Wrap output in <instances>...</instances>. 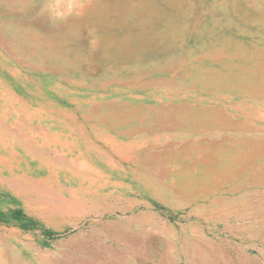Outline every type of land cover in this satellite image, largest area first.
Segmentation results:
<instances>
[{"label":"rangeland","instance_id":"obj_1","mask_svg":"<svg viewBox=\"0 0 264 264\" xmlns=\"http://www.w3.org/2000/svg\"><path fill=\"white\" fill-rule=\"evenodd\" d=\"M140 2L0 0V264H264V0Z\"/></svg>","mask_w":264,"mask_h":264},{"label":"bare ground","instance_id":"obj_2","mask_svg":"<svg viewBox=\"0 0 264 264\" xmlns=\"http://www.w3.org/2000/svg\"><path fill=\"white\" fill-rule=\"evenodd\" d=\"M81 3L84 5V8H85L83 10L80 9V10H82V11H80L82 13V17H81L82 20L85 21V22H89L90 21V23L95 25V27H96V25H98V27L99 26L105 27V28L110 27L115 22V19L120 16L118 14L120 12L122 13V17L123 18L128 17L129 19H131L134 22H136L138 25H142V21H143V18L145 16L146 10H147V9L144 10L142 2H140L139 6L138 5H131V4L127 5V4H124V0H81ZM77 7H80V6L77 5ZM149 8H152V7L150 6ZM149 8L147 10L148 12H150ZM153 9H152V11H153ZM157 24L158 23H153L152 27H155ZM213 70H209L208 69L206 71H207V73H211L212 74ZM111 146H115V145H111ZM42 199H43V197H42ZM75 202H77V201H75ZM46 205H47V203H46ZM65 206H67V205H65ZM63 209H62V211L65 210V209L64 210ZM74 210H77V209L74 208ZM71 211H73V210H71Z\"/></svg>","mask_w":264,"mask_h":264},{"label":"trees","instance_id":"obj_3","mask_svg":"<svg viewBox=\"0 0 264 264\" xmlns=\"http://www.w3.org/2000/svg\"><path fill=\"white\" fill-rule=\"evenodd\" d=\"M29 223V225H23V228H25V229H29L31 226H34L35 224L33 223V221H29L28 222Z\"/></svg>","mask_w":264,"mask_h":264}]
</instances>
